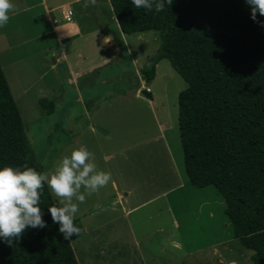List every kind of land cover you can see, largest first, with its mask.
<instances>
[{
    "label": "trees",
    "instance_id": "16d2710c",
    "mask_svg": "<svg viewBox=\"0 0 264 264\" xmlns=\"http://www.w3.org/2000/svg\"><path fill=\"white\" fill-rule=\"evenodd\" d=\"M108 1L120 32H158L157 52L141 72L151 82L165 58L187 84L177 100L186 176L195 187L216 188L233 237L253 252L252 264H264V27L251 19L245 0H173L159 13L131 0ZM92 102H85L88 110ZM39 104L47 113L55 109L47 98ZM5 165L47 169L0 64V167ZM54 205L45 184L40 207L47 226L27 228L12 244L0 238V264H79L52 222L48 208ZM74 223L82 228L80 218Z\"/></svg>",
    "mask_w": 264,
    "mask_h": 264
},
{
    "label": "rangeland",
    "instance_id": "374dc122",
    "mask_svg": "<svg viewBox=\"0 0 264 264\" xmlns=\"http://www.w3.org/2000/svg\"><path fill=\"white\" fill-rule=\"evenodd\" d=\"M46 1L49 7H56L70 0ZM40 2L12 0L16 13L10 15L8 24L0 28V64L30 144L38 160L48 168L52 158L62 148L61 144L69 141L87 124L88 109L83 102L95 100L97 96L99 100L105 99L116 88H127L132 85V81H140L137 76L134 80L131 78L133 68L121 72L122 65L128 66L130 58L124 44L128 45L130 41L131 45L144 47L141 54L146 55L143 62L147 64L149 58L157 52L159 39L154 29L124 35L121 38L123 49L118 60H109L91 73L87 72V67H76L75 70L80 73L78 83L71 85L67 82L62 65H56L55 69L50 65L55 60L51 52L60 49L56 35L62 30L71 29L70 32H73L74 28L63 21L53 23L52 13L44 14ZM85 4L88 6L85 7ZM26 5L33 7L31 10H22ZM74 8L77 9L76 13H81L83 24L115 29L107 0H97L96 5H91L90 0H83L75 4ZM43 33L46 35L43 36ZM98 51L94 59L109 57L110 50L103 43L99 44ZM147 85L153 92L157 107L165 116L166 125H169V146L163 142L153 144L152 147L149 145L147 148L156 150L148 152L147 156L143 151L139 152L135 154L134 160L146 167L142 168L147 172V180L153 184L146 193L160 191L162 188L165 190L168 183L180 186L168 192L170 197L167 201L173 206L178 227L169 234L155 230L156 225H170L171 217L151 207L133 213L128 218L129 222L117 217L104 227L94 226L93 221L87 222L86 218L92 220L91 212L96 208L88 207V211L78 216L83 223L80 233L73 235L70 241L78 263L252 264L250 256L253 252L244 248L232 235L231 224L225 214V202L220 193L213 185L195 187L186 176L177 120L178 93L186 87V82L170 62L163 58L158 61L155 76ZM56 92L61 93V100L53 98L55 109L47 113L40 106L39 98L44 96L51 99V95ZM91 96L95 99L89 98ZM94 105L95 102H92L90 109ZM171 164L179 168L178 175L174 174ZM51 195L59 204L58 198ZM97 202L99 209L110 201ZM115 208L118 206L115 205ZM168 235L169 240H166Z\"/></svg>",
    "mask_w": 264,
    "mask_h": 264
},
{
    "label": "crops",
    "instance_id": "0c3cea01",
    "mask_svg": "<svg viewBox=\"0 0 264 264\" xmlns=\"http://www.w3.org/2000/svg\"><path fill=\"white\" fill-rule=\"evenodd\" d=\"M82 1L70 0L67 3L60 4L67 5L72 9V16L69 21L63 19L56 20L53 10L60 5L49 7L46 0H41L40 2L44 14L52 13L53 23L63 21L67 26L74 28L73 32H70L71 29L62 30L56 35L60 49L51 52L55 60L50 65L52 69H55L56 65H62L67 82L71 85L78 83L77 79L80 73L75 70L76 67H87V72L91 73L99 69L100 66L107 64L109 60H118L121 57L123 49L121 38L127 35L126 33L120 32L111 7V21L115 24L114 30H110L104 25H93L90 27L83 24L81 13H76L77 9L74 8L75 4H79ZM32 7L33 5H26V7H22L21 9L31 10ZM14 13L16 11L10 13V15ZM42 35L45 36L46 34L43 33ZM100 43H103L104 47L109 48V57L96 60L94 56L96 53L98 55ZM124 47L130 55V58L128 66L122 65L121 72H128V68H133L131 78L134 80L136 76L139 77V83L134 80L130 87L116 88L111 95L107 98L104 97L105 99L102 100H99L98 96L96 99L94 96L89 97L95 99L93 100L95 105L90 110H87V124L77 134L73 135L69 141L61 144L62 148L52 158L47 170L54 168L62 156L68 154L72 146L85 145L95 155L97 167L106 172H110L112 180L106 187L100 189L99 192L87 196L84 203H79L82 207L79 205V211L75 214V217L85 213L89 210L87 208L92 206L96 210L91 212L92 220H87L85 217L86 221H93L94 226L104 227L109 225V223L111 224L117 217H122L124 219L123 221L129 222L128 218L133 213L151 207L171 217V221H169L170 225L163 227L159 224L156 225L155 230L162 233H173L178 227V222L174 219L175 211H173L172 204L167 202L170 197L168 196V192L171 193L176 186H180L168 183L165 186V190L162 188L160 191L146 193L148 187L153 184L147 180V172L142 168L144 166H142L141 162L134 160L135 154L137 155L139 152L143 151L147 156L148 152L155 151L156 149L153 150L151 148L153 144L160 142L165 143V145L168 144L167 133L169 125H166L165 116L155 103L153 92L151 91L152 99L146 98L140 92L143 88L150 89L149 85H147L148 83L144 84L141 80V70L146 65L143 62L146 55H142L141 52L145 48L131 45L130 41L128 45L124 44ZM136 62L137 65L135 64ZM47 95H50L49 92ZM51 96L49 100H53V98L55 100H61L60 92L53 93ZM41 98L45 97L43 96ZM149 145H151L150 149L149 147L147 148ZM130 168L132 169L127 172L126 170ZM171 169L175 175H178V167L175 168L171 164ZM179 176L181 177L180 173ZM178 182L180 183L181 181L178 179ZM97 201L110 202L104 207L97 209L99 205ZM115 205L118 208H115ZM83 215L85 216V214ZM166 240H169V235L166 237Z\"/></svg>",
    "mask_w": 264,
    "mask_h": 264
},
{
    "label": "clouds",
    "instance_id": "9594fccd",
    "mask_svg": "<svg viewBox=\"0 0 264 264\" xmlns=\"http://www.w3.org/2000/svg\"><path fill=\"white\" fill-rule=\"evenodd\" d=\"M136 8L153 9L161 12L165 4L173 0H131ZM97 0H90L96 5ZM251 8V19L264 27V0H245ZM88 4H85L87 7ZM15 11L12 0H0V28L6 26L10 13ZM112 180L110 172L97 167L95 155L85 145L72 146L68 154L55 164L54 168L38 172L30 166L0 167V238L8 244L19 239L27 228H45L43 212L40 207L41 192L45 184L58 198L59 206H49L52 222L59 225L58 231L64 239L71 241L81 228L74 223L79 203L87 196L99 192ZM78 202V203H77Z\"/></svg>",
    "mask_w": 264,
    "mask_h": 264
},
{
    "label": "built area",
    "instance_id": "2783aa9c",
    "mask_svg": "<svg viewBox=\"0 0 264 264\" xmlns=\"http://www.w3.org/2000/svg\"><path fill=\"white\" fill-rule=\"evenodd\" d=\"M53 13L57 21L60 19L69 21L72 16V9L67 5H61L58 8L54 9Z\"/></svg>",
    "mask_w": 264,
    "mask_h": 264
},
{
    "label": "water",
    "instance_id": "95a60500",
    "mask_svg": "<svg viewBox=\"0 0 264 264\" xmlns=\"http://www.w3.org/2000/svg\"><path fill=\"white\" fill-rule=\"evenodd\" d=\"M141 80L143 81L144 84L146 83V76L144 74L141 75ZM140 92L146 98H149V99L153 98L152 93L148 88H143Z\"/></svg>",
    "mask_w": 264,
    "mask_h": 264
}]
</instances>
